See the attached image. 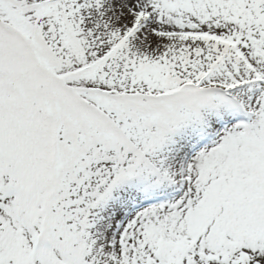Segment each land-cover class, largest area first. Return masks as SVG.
<instances>
[{
  "label": "snow or ice",
  "instance_id": "6c2138e0",
  "mask_svg": "<svg viewBox=\"0 0 264 264\" xmlns=\"http://www.w3.org/2000/svg\"><path fill=\"white\" fill-rule=\"evenodd\" d=\"M0 264H264V0H0Z\"/></svg>",
  "mask_w": 264,
  "mask_h": 264
}]
</instances>
